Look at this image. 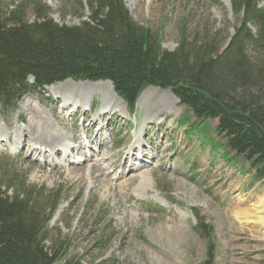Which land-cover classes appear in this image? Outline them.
I'll return each instance as SVG.
<instances>
[{"label":"rangeland","instance_id":"374dc122","mask_svg":"<svg viewBox=\"0 0 264 264\" xmlns=\"http://www.w3.org/2000/svg\"><path fill=\"white\" fill-rule=\"evenodd\" d=\"M47 1L59 23L86 19L70 13L76 7L63 6L61 11L63 0ZM223 1L125 0L132 17L160 38L164 49L174 50L184 39L213 43L220 53L238 23ZM250 26L256 32V26ZM247 50L253 61H262V50L250 45ZM158 88L136 104L132 114L125 101V112L104 109L106 96L100 92L92 95L88 110H82L81 103L63 107L62 97H47L53 92L28 93L16 108L0 106V119L10 134L0 139V182H9L5 176L25 180L44 191L37 198L40 204L50 207L55 202L56 210L45 213V218L52 215L45 244L61 242L64 249L55 264H264V228H243L232 213L235 206L256 204L264 196V178L255 177L246 159H230L236 154L217 134V119L201 120L195 128L194 113L170 89ZM166 90L178 98L173 112L162 101ZM55 124L60 135L79 137V147L83 137L85 142L100 138L103 144L91 142L88 147L97 161L73 166L74 158L60 152H33L35 135L44 138ZM18 130L23 131L21 143ZM25 130H30L27 135ZM33 130L39 133L31 134ZM136 139L152 158L144 154L134 159ZM44 147L48 149H37ZM144 162L149 181L142 180L139 171L128 174ZM96 164L99 177L86 172Z\"/></svg>","mask_w":264,"mask_h":264},{"label":"trees","instance_id":"16d2710c","mask_svg":"<svg viewBox=\"0 0 264 264\" xmlns=\"http://www.w3.org/2000/svg\"><path fill=\"white\" fill-rule=\"evenodd\" d=\"M3 1V107H15L20 95L67 78L111 80L131 111L148 86L171 89L198 119L192 126L199 129L201 120L217 119V134L236 154L230 159H246L255 177L264 178L262 0H230L238 23L222 53L213 43L184 39L176 49H164L162 40L132 17L124 0H63L61 11L72 6L70 13L86 17L73 25L57 22L46 0ZM249 45L262 50V61H253ZM5 177L9 182H0V264H55L63 258V246L45 244L52 218L45 213L56 210L55 202L46 207L37 199L44 193L41 188Z\"/></svg>","mask_w":264,"mask_h":264},{"label":"bare ground","instance_id":"6f19581e","mask_svg":"<svg viewBox=\"0 0 264 264\" xmlns=\"http://www.w3.org/2000/svg\"><path fill=\"white\" fill-rule=\"evenodd\" d=\"M228 1V0H224ZM151 89H148L146 92L144 91L143 94L141 95L142 97L139 98L138 103L139 105L143 103L145 97L147 94L151 91H160L159 88L155 87H150ZM51 92L55 95L62 97L64 101V106H68V104H72L73 106L78 105L77 103H81L80 106L83 107V109L91 105L92 103V95L95 93H103L106 97L104 98V109H108L110 111H115V110H123L125 112L126 107L124 105V101L121 100V98L117 95L116 91L114 90V87L110 81H99V82H76L72 79L65 80L63 82H60V84L57 85H52L51 86ZM162 101L164 100L166 103V107L169 112H173L175 110V104L178 103V98L169 90H166L162 94ZM81 97V98H79ZM163 101V102H164ZM172 104V105H171ZM75 110V109H72ZM40 116V115H39ZM57 121V120H56ZM57 127L53 130L50 131L49 135L43 137H40V135H35V138H33V152H39V154L45 155L46 153H49L50 155H57V150L60 148L58 153L60 152V155L62 156H69L70 158H74V161L72 162V165H82L84 163H87L91 160H96L94 159L97 154L94 152H89L88 147L91 146V142L95 143L96 145L98 144H103L104 142L101 143L100 138L97 140H92L90 139V142H85L87 138L83 137L81 143H79L80 147L76 145L77 139L79 137L69 135L65 136L60 135L59 133V126L58 124ZM52 128V127H51ZM49 130V129H48ZM143 130V129H142ZM30 130H25L24 134H28ZM20 132V133H19ZM22 130H18V140L21 143L22 141ZM37 134L39 132L33 130L31 134ZM9 134L8 128L4 124V120L0 119V137H10L7 136ZM57 136V137H56ZM142 137V133L139 134V139ZM144 137V136H143ZM141 141L142 140H137V148H139V151L136 152V158L134 159H139V156H145L150 155L152 158V155L150 154L149 151L146 149H143L144 146H141ZM18 142V143H19ZM47 146L48 149L45 147L42 149H37V146ZM143 145V144H142ZM141 146V147H140ZM74 150H77L76 153H73ZM131 153V151H130ZM89 154V155H88ZM147 156V157H148ZM101 160H104V157L101 158ZM130 160L133 161V156L130 157ZM97 161V160H96ZM100 164V163H99ZM89 165V164H88ZM97 164L94 165V168L91 171H86L87 173H91V175H98L100 176L99 172L96 168ZM146 166V163L141 167H137L134 165L132 168L129 169L128 174L131 173L133 170L139 171L142 173L141 177L142 180L144 181H149L150 176L149 172L146 170H142L143 167ZM76 167V166H75ZM86 169V168H85ZM91 169V168H90ZM125 176V171L122 172L121 177ZM97 181V180H96ZM259 197V196H258ZM232 213L233 217L235 220L239 221L242 227L249 229L250 231H260L261 228H264V196H262L260 199H258L256 204L252 205H247V204H239L238 206H235L232 208Z\"/></svg>","mask_w":264,"mask_h":264}]
</instances>
